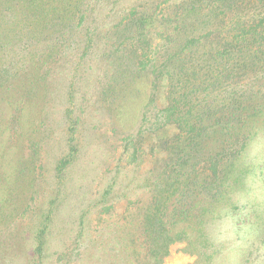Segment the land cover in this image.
I'll use <instances>...</instances> for the list:
<instances>
[{
  "label": "rangeland",
  "instance_id": "rangeland-1",
  "mask_svg": "<svg viewBox=\"0 0 264 264\" xmlns=\"http://www.w3.org/2000/svg\"><path fill=\"white\" fill-rule=\"evenodd\" d=\"M166 1L101 0L87 28L47 58L43 93L31 89L23 100L18 89L37 82L8 68L0 87V264H264V108L243 129L238 182L226 190L234 204L206 226L224 246L206 249L205 225L202 237L195 230L205 222V188L193 189L189 172L175 185L167 177L180 141L159 112L168 87L161 19L136 43L120 38L118 24L132 7ZM237 6L246 20L264 18V0ZM17 59L10 53L6 63ZM173 67L178 95L184 77ZM235 79L260 89L263 103L264 70Z\"/></svg>",
  "mask_w": 264,
  "mask_h": 264
},
{
  "label": "trees",
  "instance_id": "trees-1",
  "mask_svg": "<svg viewBox=\"0 0 264 264\" xmlns=\"http://www.w3.org/2000/svg\"><path fill=\"white\" fill-rule=\"evenodd\" d=\"M99 2L0 0V87L4 89L11 68L12 77L33 76L37 82L31 87L24 83L18 89L23 100L31 89L43 93L47 58L59 56L66 39L79 28H87L88 17ZM166 3L143 10L132 7L130 16L122 19L125 22H118L123 26L120 38L141 42L157 18L161 19L164 54L160 73L166 76L168 87L167 103L159 112L164 123L176 125L180 141L179 154L167 165V177H172L170 184L175 185L181 172L187 176L189 172L193 189L205 188V222L200 218L195 221V230L202 237L205 225V248L215 249L224 244H214L206 226L217 220L225 206L234 204L226 190L238 182L233 177L236 161L249 140L243 129L264 108L260 89L247 91V84L240 85L235 79L264 70V18L246 20L237 15V0ZM172 15H177L174 20L169 18ZM13 41L16 44L9 47ZM9 52L18 59L6 63ZM174 65H181L184 77L182 80L179 76L178 82L182 83L178 95ZM200 156L203 160L197 159ZM179 214L186 216L185 211L179 210Z\"/></svg>",
  "mask_w": 264,
  "mask_h": 264
}]
</instances>
